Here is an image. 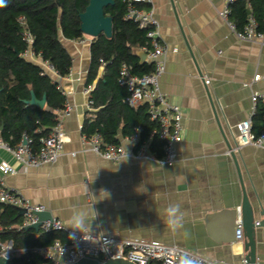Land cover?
<instances>
[{
	"label": "crops",
	"instance_id": "crops-1",
	"mask_svg": "<svg viewBox=\"0 0 264 264\" xmlns=\"http://www.w3.org/2000/svg\"><path fill=\"white\" fill-rule=\"evenodd\" d=\"M226 1L151 0L142 4L154 12L167 48L162 57L166 69L160 77L161 90L184 113L178 158L172 165L162 161L164 150L152 147L151 141L146 157L133 155L118 162L102 158L83 143L85 120L94 119L99 110L89 105V99L105 67L99 68L97 79L88 85L94 37L84 34L80 40H70L60 32L73 64L69 74L49 77L73 106L71 115L63 119L68 140L57 162L3 175L5 183L43 205L68 227L72 216L79 214L94 233L179 245L211 261L246 264L245 236L243 241L235 237L241 213L234 221L230 212L241 208L243 185L251 201L259 196L264 202V144L241 145L237 131V124L249 118L260 133L263 129L264 115L259 116L257 109L253 114L251 97L264 93V36L239 39L220 16ZM247 7L250 16V4ZM134 52L141 63L154 65L146 46ZM25 58L38 66L44 61L37 55ZM90 86L91 92L86 93ZM40 109H47V102ZM123 126L116 134L118 143L136 153L139 142L132 139L133 134H125ZM3 130L1 123L0 164L19 170L21 164L1 146L7 142ZM138 185L141 192L136 191ZM169 204L181 207L183 220L177 228L167 223ZM257 219L263 221V217ZM256 240V264H264V226L256 229Z\"/></svg>",
	"mask_w": 264,
	"mask_h": 264
},
{
	"label": "trees",
	"instance_id": "trees-1",
	"mask_svg": "<svg viewBox=\"0 0 264 264\" xmlns=\"http://www.w3.org/2000/svg\"><path fill=\"white\" fill-rule=\"evenodd\" d=\"M88 4L89 0H0V125L4 124L3 136L9 144L16 145L23 133H27L37 145L56 125L55 110L66 104V96L58 84L43 75L40 66L25 58L28 45L23 39V30L28 29L34 37L35 55L52 63L57 73L65 76L73 62L61 42L60 32L70 40L82 39L80 14ZM142 4L136 6L142 8ZM247 4L251 6L258 30L264 31V0H236L231 6L230 21L242 30L249 18ZM128 5V0H114L113 5L104 8L105 14L113 19V35L109 38L102 33L94 37L91 44L87 84L97 79L102 65L105 71L91 93L93 105L99 110L94 119L85 120L83 132L88 136L98 132L110 144H119L116 134L122 123L127 135L140 128V142L158 128L150 118L147 105L133 107L128 103V89L119 82L122 63L131 65L136 75L154 71L152 63H141L134 52L136 47L147 46V30L140 28L136 21L126 19ZM31 91L38 99L46 97L47 109L25 103L31 98ZM257 110L259 116L264 115V107ZM38 129H42L41 133ZM253 131L260 134L256 124ZM151 146L163 152L164 144L158 134L151 140ZM21 221L16 207L0 204V238L4 243L11 241L20 250L12 255L9 264L42 263L43 260L32 253L33 248L66 240L61 231L18 230Z\"/></svg>",
	"mask_w": 264,
	"mask_h": 264
},
{
	"label": "built area",
	"instance_id": "built-area-1",
	"mask_svg": "<svg viewBox=\"0 0 264 264\" xmlns=\"http://www.w3.org/2000/svg\"><path fill=\"white\" fill-rule=\"evenodd\" d=\"M235 1L227 0L225 8L220 12V16L229 24L231 30L239 39L254 40L262 38L264 32L258 30L257 22L252 14L242 30H238L230 21L231 6ZM149 2L151 0H128L126 19L136 21L140 28L147 30L148 43L146 47L149 59L154 62V71L144 75H136L133 73L131 65L122 63L119 82L128 89V103L133 107L147 105L150 118L158 124V128L152 131L150 136L142 142H140V128L137 129L132 135V139L139 142V148L136 153H130L121 144L106 143L103 136L98 132L91 136L83 134L82 141L102 158L118 162L125 157L133 155L146 157L148 142L158 134L164 144V158L162 161L172 165L178 158L177 144L182 140L184 113L179 105L168 101L160 87V77L166 69L165 61L162 57L166 53L167 48L160 34L159 22L154 16V12L136 6L138 3ZM20 20L24 21V18L20 17ZM22 36L28 45L25 55L34 56V37L32 33L28 29H24ZM40 67L43 75L58 74L54 65L48 61L44 60ZM258 78L256 77V79ZM206 83H210V80H206ZM91 90L92 87L90 86L85 91L90 93ZM251 99L253 114H255L259 104L264 107V93H253ZM93 103V99L90 98L89 105L92 106ZM72 110V104L66 101L65 107L60 109L57 114L56 125L47 135L40 138L37 145L27 133H23L21 141L14 146L8 142H1V146L11 152L21 164L19 170L6 163L0 164V204L26 209L22 222L17 226L18 230L37 223L39 218L36 213L45 211V207L33 203L16 187L7 185L3 175L25 171L29 167H38L43 164L57 162L68 140V135L63 127V119L70 116ZM41 131L42 129H38L39 133ZM237 131L241 145L262 146L264 144V124L261 133L255 134L252 118L238 123ZM230 152H232V149ZM40 228L44 232L61 231L67 236L65 241L56 240L50 245L32 249V253L40 257L43 260L42 263L47 264H75L86 257L100 258L102 260L126 259L136 264H150L152 262L183 264L185 260H191L194 264H226L223 261H211L200 253L186 247L148 241L138 237H122L115 234L91 232L87 238H81L79 233L76 234V238H70V233L73 232V229L56 218L44 221ZM1 230L2 227L0 226ZM244 236L242 219H239L235 233L236 240L243 241ZM18 251L20 250L16 249L12 242L4 243L0 238V257L10 260L12 255Z\"/></svg>",
	"mask_w": 264,
	"mask_h": 264
},
{
	"label": "water",
	"instance_id": "water-1",
	"mask_svg": "<svg viewBox=\"0 0 264 264\" xmlns=\"http://www.w3.org/2000/svg\"><path fill=\"white\" fill-rule=\"evenodd\" d=\"M114 0H89V4L85 8L84 12L80 14L81 30L82 32L91 37H98L102 33L107 37L113 35V19L105 14L104 8L108 5H113ZM25 103L30 105H36L40 108H44L46 105V97L38 99L33 91H31V99L25 100ZM235 158L234 151L231 152ZM236 159V158H235ZM243 185V183H242ZM19 215L23 216L26 213L25 208H17ZM239 213H241L242 225L245 230V262L246 264H256L257 261V240L256 229L264 226V202L259 196L256 201H251L244 185H243V201L241 208L231 209V216L236 221ZM39 220L37 223L27 226L26 229L33 228L40 230L41 224L46 220H53L54 217L49 211H43L36 213ZM258 217H263V221H259ZM0 264H9V260L0 257ZM47 264V263H38ZM75 264H136L135 262L126 259H108L102 260L100 258L86 257L81 259Z\"/></svg>",
	"mask_w": 264,
	"mask_h": 264
},
{
	"label": "clouds",
	"instance_id": "clouds-1",
	"mask_svg": "<svg viewBox=\"0 0 264 264\" xmlns=\"http://www.w3.org/2000/svg\"><path fill=\"white\" fill-rule=\"evenodd\" d=\"M137 186L136 191H138ZM147 188L143 192H146ZM166 215H167V223L172 228H177L181 226V222L183 220V213L181 211V207L179 204H169L166 208ZM69 227L73 229V232L70 233V238H76V234H81V238H87L91 233V225L87 222L86 217L83 215L75 214L72 216L71 220L69 221ZM183 264H194L191 260H185Z\"/></svg>",
	"mask_w": 264,
	"mask_h": 264
}]
</instances>
